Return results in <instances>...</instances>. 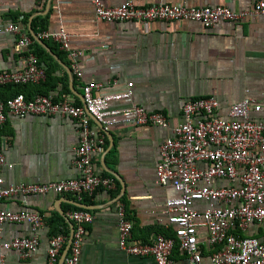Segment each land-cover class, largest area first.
I'll list each match as a JSON object with an SVG mask.
<instances>
[{"label": "crops", "instance_id": "1", "mask_svg": "<svg viewBox=\"0 0 264 264\" xmlns=\"http://www.w3.org/2000/svg\"><path fill=\"white\" fill-rule=\"evenodd\" d=\"M122 1L103 0L105 5ZM133 2L227 5L241 10L250 8L254 0ZM7 21L16 23L31 36L32 51L47 75L40 84L0 85L1 98L14 92L27 96L36 92L53 96L65 93L73 102L80 103L85 83L101 82L106 91L118 87L112 85L114 79L119 85L132 81V101L147 110L162 111L169 127L182 120L181 104L189 98L215 96L219 103L217 115L224 118L229 105L244 96L264 100V17L260 15L240 21L220 20L208 27L197 21H154L145 29L137 21L97 19L90 0H0V23ZM39 27H62L71 34L70 45L82 50L78 59L80 78L70 72L65 53L58 50L54 41L36 37ZM16 39L15 33L0 31V70L23 67L24 51L16 48ZM111 105L123 107L126 103L112 101ZM250 115L264 117V111ZM76 127V122L68 117L7 114L0 131L6 160L12 163L3 169L5 183L76 176L71 164L73 147L78 141ZM93 128L99 131L95 122ZM169 134L168 127L151 124L114 125L105 133L104 144L93 161L99 173L114 176L115 189H97L82 201L54 192L32 195L24 201L19 196L7 198L5 203L12 209L26 207L40 213L45 225L39 231V248L29 259H20L10 250L5 263L48 264L49 235L60 226L70 234L72 223L67 212L84 208L91 212L93 220L86 226L79 264H154L150 256L130 255L117 246L116 204H124L133 222L134 240L148 241L156 232H173L161 208L166 198L177 196L178 192L171 186L159 185L155 175L159 144ZM28 234L26 222H6L0 231L2 239ZM198 234L204 238L206 233L199 229ZM173 259L176 264L187 262L180 250Z\"/></svg>", "mask_w": 264, "mask_h": 264}, {"label": "built area", "instance_id": "2", "mask_svg": "<svg viewBox=\"0 0 264 264\" xmlns=\"http://www.w3.org/2000/svg\"><path fill=\"white\" fill-rule=\"evenodd\" d=\"M97 19L105 21H137L145 29L154 21H197L212 26L220 20L240 21L247 16L264 17V0H254L250 8L234 10L227 5L196 6L156 2L136 5L123 0L105 5L103 0H90ZM0 31L17 35L16 48L24 51V64L18 70H0V85L40 84L46 70L32 51V38L12 21L0 23ZM71 34L62 27L49 30L39 27L38 39L52 40L65 53L70 72L82 76L78 59L82 50L70 45ZM104 85L92 81L82 85L81 102L76 103L65 93L53 96L36 92L27 96L16 92L0 97V131L7 114L24 117L28 114L68 117L77 124L78 141L73 147L72 166L77 175L44 182L6 184L2 175L11 167L4 153L0 134V231L6 222H26L29 234L11 239L0 237V264L5 263L8 251L20 259H29L39 248V231L45 225L40 213L26 207L12 209L5 200L48 192L70 194L77 201L97 189L116 188L113 175L96 170L93 158L104 144L105 133L114 125L139 126L151 124L168 127L170 134L159 144V159L155 175L159 185L171 186L177 196L166 198L161 208L167 226L173 234H152L148 241L131 237L133 222L123 203L116 204L117 246L125 253L150 256L154 264H176L173 249L177 244L186 255L185 264H264V117L250 113L264 111V100L244 96L229 105L227 117L217 115L215 96L186 99L181 104L182 120L169 127L167 116L158 110H147L132 101V81ZM123 101V107L112 106ZM93 122L99 126L96 132ZM195 202L203 203L196 205ZM71 232L60 226L49 235L46 254L48 264H58L67 245L61 264H79L86 226L93 220L90 211L73 208L67 212ZM205 231L204 238L198 230Z\"/></svg>", "mask_w": 264, "mask_h": 264}, {"label": "trees", "instance_id": "3", "mask_svg": "<svg viewBox=\"0 0 264 264\" xmlns=\"http://www.w3.org/2000/svg\"><path fill=\"white\" fill-rule=\"evenodd\" d=\"M60 51V50H59ZM61 52V51H60ZM59 54V53H58ZM47 75V74H46ZM46 79V78H45ZM14 93H16V92H14ZM42 93H45V92H42ZM163 234H165V235H172L173 234V232L171 233V234H166V233H163ZM177 250H180V248L178 247V245L176 244L175 246H174V249H173V254H172V256L174 255V253L175 252H177ZM181 251V250H180Z\"/></svg>", "mask_w": 264, "mask_h": 264}, {"label": "water", "instance_id": "4", "mask_svg": "<svg viewBox=\"0 0 264 264\" xmlns=\"http://www.w3.org/2000/svg\"><path fill=\"white\" fill-rule=\"evenodd\" d=\"M78 205H82V204H80V203H77ZM67 247V246H66ZM66 247L64 248V250H63V252H62V254H61V256H60V258H59V262H58V264H61V261H62V259H63V256H64V254H65V252H66Z\"/></svg>", "mask_w": 264, "mask_h": 264}]
</instances>
